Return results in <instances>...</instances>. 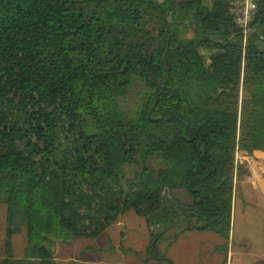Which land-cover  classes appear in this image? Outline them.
I'll return each instance as SVG.
<instances>
[{"label":"trees","instance_id":"trees-1","mask_svg":"<svg viewBox=\"0 0 264 264\" xmlns=\"http://www.w3.org/2000/svg\"><path fill=\"white\" fill-rule=\"evenodd\" d=\"M233 1L0 0L2 264H57L130 211L141 264L186 231L230 238L237 154L264 150V0L247 34Z\"/></svg>","mask_w":264,"mask_h":264},{"label":"rangeland","instance_id":"rangeland-1","mask_svg":"<svg viewBox=\"0 0 264 264\" xmlns=\"http://www.w3.org/2000/svg\"><path fill=\"white\" fill-rule=\"evenodd\" d=\"M258 161L260 172H264V158L263 160L258 159ZM246 173L254 174L249 167ZM175 194L186 202L192 200L185 191H176ZM184 234H190L189 239H186L187 235L184 237L181 236L182 238H178L176 241L177 244L173 245L174 248L171 250V253H175L177 257L182 258L179 260V263H181V261H189L190 253L195 242L200 245L199 238H191V234H193L191 231H186ZM197 235L200 237L199 233H197ZM5 238L6 207L3 206L0 212V264H2V260L6 256ZM191 239L193 241H191ZM150 240V234L146 227L145 220L130 211L120 216L115 224L95 239L82 238L74 239L69 243L56 242L54 246L55 260L57 264H140V260H143L147 256V246ZM183 240L185 242L184 245H182ZM26 245L27 233L24 228L21 233L13 238L15 259L23 257ZM159 248L162 251L165 250L164 252L167 256L170 255V251L168 250L170 247L167 246V243H160ZM124 249L128 250L123 252ZM125 254H128V256ZM157 263L153 261L150 264ZM210 263L212 264V262ZM160 264L167 263L164 261V263Z\"/></svg>","mask_w":264,"mask_h":264},{"label":"crops","instance_id":"crops-1","mask_svg":"<svg viewBox=\"0 0 264 264\" xmlns=\"http://www.w3.org/2000/svg\"><path fill=\"white\" fill-rule=\"evenodd\" d=\"M263 153L264 151H256L254 155H250L257 160L256 165L249 167L254 174L240 173L235 179L230 238L224 239L211 231L193 230L191 238H199L200 245L195 242L189 261L179 263L182 258L171 253L173 245L177 244L175 242L168 249V257L173 264H264V172H260L258 161L263 160ZM239 163L247 167L245 158H241ZM185 235L189 239L190 234L181 236ZM184 244L183 240L182 245Z\"/></svg>","mask_w":264,"mask_h":264},{"label":"built area","instance_id":"built-area-1","mask_svg":"<svg viewBox=\"0 0 264 264\" xmlns=\"http://www.w3.org/2000/svg\"><path fill=\"white\" fill-rule=\"evenodd\" d=\"M257 7V0H235L232 2V11L235 14V20L237 24L243 28L244 33L249 31V25L255 15ZM241 158H245L248 167H253V164H257V160L248 154H241L238 152L237 161Z\"/></svg>","mask_w":264,"mask_h":264}]
</instances>
